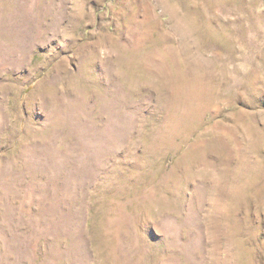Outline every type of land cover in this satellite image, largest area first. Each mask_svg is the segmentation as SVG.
Returning a JSON list of instances; mask_svg holds the SVG:
<instances>
[{
  "label": "rangeland",
  "instance_id": "1",
  "mask_svg": "<svg viewBox=\"0 0 264 264\" xmlns=\"http://www.w3.org/2000/svg\"><path fill=\"white\" fill-rule=\"evenodd\" d=\"M0 264H264V0H0Z\"/></svg>",
  "mask_w": 264,
  "mask_h": 264
}]
</instances>
